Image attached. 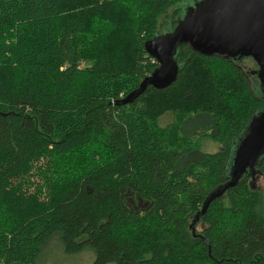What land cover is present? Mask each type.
I'll return each instance as SVG.
<instances>
[{
    "label": "trees",
    "instance_id": "trees-1",
    "mask_svg": "<svg viewBox=\"0 0 264 264\" xmlns=\"http://www.w3.org/2000/svg\"><path fill=\"white\" fill-rule=\"evenodd\" d=\"M199 1L0 0V264H36L57 234L94 264H264V157L210 199L264 108L249 58L182 45L170 88L114 105L158 67L145 44Z\"/></svg>",
    "mask_w": 264,
    "mask_h": 264
},
{
    "label": "water",
    "instance_id": "water-1",
    "mask_svg": "<svg viewBox=\"0 0 264 264\" xmlns=\"http://www.w3.org/2000/svg\"><path fill=\"white\" fill-rule=\"evenodd\" d=\"M188 45L195 53L223 60L252 59L258 66L264 102V0H202L186 9L172 32L157 35L145 44L158 67L137 89L114 103L126 106L137 101L148 89L170 88L178 79V48ZM264 157V108L247 125L233 157L231 180L211 195L213 199L233 188L243 175L255 176Z\"/></svg>",
    "mask_w": 264,
    "mask_h": 264
},
{
    "label": "rangeland",
    "instance_id": "rangeland-1",
    "mask_svg": "<svg viewBox=\"0 0 264 264\" xmlns=\"http://www.w3.org/2000/svg\"><path fill=\"white\" fill-rule=\"evenodd\" d=\"M194 3L187 5L185 10L189 7H193ZM184 11L181 15V18L185 15ZM171 29V28H170ZM168 29V30H170ZM168 33L167 29L160 31V34ZM241 68H243L248 75L249 85L251 90L254 93V96L262 98L263 92L261 87V81L257 76L258 66L252 59H243L238 63ZM173 118L171 115L164 116L160 123L163 126L168 125L172 122ZM201 124L197 121L194 123H189L186 129L181 132L183 136H191L195 131H198V127ZM198 142L199 147L198 150L207 154H214L219 152L221 146L211 139L203 138L199 140H195ZM255 184L258 185L264 191V177L261 175H257L255 179ZM198 230H201L198 227ZM96 259L95 251L91 248H86L80 253L77 254H69L65 252L64 247L62 245V241L60 236L57 234L52 237L49 242L42 248V252L39 258L36 261V264H94Z\"/></svg>",
    "mask_w": 264,
    "mask_h": 264
},
{
    "label": "flooded vegetation",
    "instance_id": "flooded-vegetation-1",
    "mask_svg": "<svg viewBox=\"0 0 264 264\" xmlns=\"http://www.w3.org/2000/svg\"><path fill=\"white\" fill-rule=\"evenodd\" d=\"M238 59H240V58H237L236 60H238ZM263 91V90H262Z\"/></svg>",
    "mask_w": 264,
    "mask_h": 264
}]
</instances>
